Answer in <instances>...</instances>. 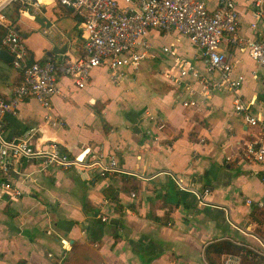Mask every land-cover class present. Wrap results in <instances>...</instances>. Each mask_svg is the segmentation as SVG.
Listing matches in <instances>:
<instances>
[{
    "label": "crops",
    "instance_id": "1",
    "mask_svg": "<svg viewBox=\"0 0 264 264\" xmlns=\"http://www.w3.org/2000/svg\"><path fill=\"white\" fill-rule=\"evenodd\" d=\"M216 1L208 3L213 7ZM39 15L51 22L39 24L43 34L56 27L54 16L76 19L56 6ZM250 20L244 12L246 35L252 33ZM74 28L68 34L59 30L43 57L29 49L32 59L45 60L48 51L64 45L65 53L81 54L83 39ZM150 38L157 58L138 70H124L114 81L107 66L98 67L84 88L59 75L51 108L29 98L17 114L5 115L7 138L36 128L33 145L54 142L69 154H112L124 172L88 177L75 168L41 170L37 160L14 159L13 181L26 191L10 199L0 175V264H210L206 246L221 240L254 258L250 248H260L257 238L264 239V206L256 204L264 200V163L248 159L245 146L264 142V134L234 105L237 98L255 100L254 112L264 115V70L232 46L235 75L245 77L240 90L211 89L207 98L197 94V103L186 106V83L199 90V82L190 78L178 86L167 78L163 71L173 61L160 46L173 43L205 74L198 49L175 31L152 30ZM20 80V72L0 57V91L10 94ZM176 178L199 196L180 189Z\"/></svg>",
    "mask_w": 264,
    "mask_h": 264
},
{
    "label": "built area",
    "instance_id": "2",
    "mask_svg": "<svg viewBox=\"0 0 264 264\" xmlns=\"http://www.w3.org/2000/svg\"><path fill=\"white\" fill-rule=\"evenodd\" d=\"M30 9L39 15L46 6L63 7L80 18L78 28L83 39L81 54L68 53L49 56L45 60L32 59L23 35L10 13ZM244 12L250 15L252 33L242 31ZM264 20V0H217L210 6L208 0H0V27L4 30L1 47L12 56V66L20 72L21 80L10 94L0 91V175L2 186L10 199L25 193L14 183L13 160H37L41 170L59 167L78 169L88 177L122 173L124 169L112 154L86 149L79 154L63 152L54 142L36 146L31 139L36 128L28 133L7 138L4 134V117L17 114L20 106L29 98H35L44 108L52 106L53 98L60 92L59 75L67 76L79 88H84L98 67L107 66L112 80L117 81L124 70H138L148 61L157 58L150 32H177L186 37L199 51L206 73L189 59L181 56L175 45L162 44L160 51L173 61L163 74L174 84L182 86L186 79H195L200 89L189 83L186 106H194L197 94L207 98L211 89H228L238 92L245 77L235 75L229 48L246 52L264 70V33L260 25ZM217 74L216 78L212 75ZM255 100L235 99L234 111L241 114L246 123L257 127L264 134V115L253 110ZM50 119L49 116H47ZM54 125L57 122H53ZM245 153L251 161L264 163V142L246 144ZM27 177L31 179V177ZM177 185L182 190L199 192L187 186L180 178ZM252 199H247L252 204ZM264 206V200L256 202ZM103 220H106L103 217ZM260 248L251 247L254 258H264V239L257 238ZM243 252L223 255V264H242Z\"/></svg>",
    "mask_w": 264,
    "mask_h": 264
},
{
    "label": "rangeland",
    "instance_id": "3",
    "mask_svg": "<svg viewBox=\"0 0 264 264\" xmlns=\"http://www.w3.org/2000/svg\"><path fill=\"white\" fill-rule=\"evenodd\" d=\"M14 13L15 12H12L10 13V15ZM19 13L20 15L17 18V20L19 19L18 25L23 35L24 43L31 51L34 52L37 58L45 56V52L42 51L44 48L48 46V44H50V42L57 41L59 30L63 31L65 34H68L74 31L75 24L76 25L78 24L77 20L73 16L70 15L54 16V22L56 23V27L54 26L49 28L48 29V31H50L49 34H43V29L45 28L44 27L40 28L39 23L36 21L37 15H34L33 12L27 8ZM17 20L15 24H17ZM103 77L106 80L110 79L106 74V72L103 73ZM256 260L260 262V264H264L263 257L256 258Z\"/></svg>",
    "mask_w": 264,
    "mask_h": 264
},
{
    "label": "trees",
    "instance_id": "4",
    "mask_svg": "<svg viewBox=\"0 0 264 264\" xmlns=\"http://www.w3.org/2000/svg\"><path fill=\"white\" fill-rule=\"evenodd\" d=\"M13 12H15V13L11 14L10 16L13 18V21L16 22L17 18L20 15L17 6L13 10ZM76 19L78 22L80 18L76 17ZM3 34H4V30L0 27V48H2L1 47V38H2ZM40 61H42V60H40ZM105 192L108 196H111L112 199L117 200V198L114 195H111L108 193L107 189L105 190ZM240 251H241V247L234 244L233 242H231L229 240L215 241V242H212L211 244L206 246L205 257L210 264H221V257L223 254L230 253V252L240 253ZM242 264H260V262H258L255 258H247L246 256H244V257H242Z\"/></svg>",
    "mask_w": 264,
    "mask_h": 264
},
{
    "label": "water",
    "instance_id": "5",
    "mask_svg": "<svg viewBox=\"0 0 264 264\" xmlns=\"http://www.w3.org/2000/svg\"><path fill=\"white\" fill-rule=\"evenodd\" d=\"M36 21L43 26H47V27L51 26V22L48 20V18L46 16L37 15ZM66 50H67V46H65V45L63 47L56 46L52 50L47 52V56H54L56 54H63L66 52ZM0 57L3 58L4 60L8 61V62H11L13 59V56L6 49L0 50Z\"/></svg>",
    "mask_w": 264,
    "mask_h": 264
}]
</instances>
